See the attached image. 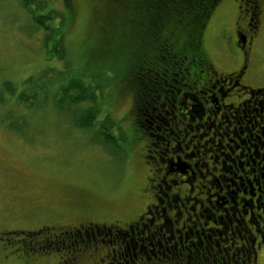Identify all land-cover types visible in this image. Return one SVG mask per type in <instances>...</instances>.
<instances>
[{
	"label": "rangeland",
	"instance_id": "1",
	"mask_svg": "<svg viewBox=\"0 0 264 264\" xmlns=\"http://www.w3.org/2000/svg\"><path fill=\"white\" fill-rule=\"evenodd\" d=\"M44 1L48 8L58 10L65 17L62 26L64 57L70 66L65 64L64 58L47 53L51 43L46 45L42 29L36 26L22 0H0V264H60V254L53 251L24 253L22 244L30 238L41 239L47 232L58 234L79 226L87 233H84L86 242L81 243L79 239L77 245H90L77 255L74 264H106L108 249L113 243L116 245V241L122 244L120 233L114 232L116 228H124L150 201L160 206L153 200V190L147 186V177H152L151 167L143 157L147 140L137 128L132 112L134 91L129 64L135 50L136 28L121 24L119 17L108 23L104 19L106 0ZM241 6L239 0H221L203 30V49L218 73L233 71L241 65L242 55L234 46V31L243 30L245 16H248L242 13ZM245 7L250 12L248 6ZM258 17V31L250 44V67L243 79L246 85L256 87L264 82V0H259ZM77 77L91 85L94 96L88 95V99L77 105H54V100L60 96L54 95L60 84ZM6 82L9 87L4 85ZM219 84L216 83L217 89ZM42 86H47L44 90L47 93L41 98ZM216 88L212 91L216 92ZM20 91L34 94V98L30 103L22 102L18 100ZM229 101L225 98L219 105ZM93 105L97 108L94 126H77L74 116ZM227 116L230 119L228 111L221 107L214 126L213 118H203L196 124L198 130L191 132L204 134L200 142H205V149L210 150L205 159L210 155L218 156L226 170L222 188L209 187L210 199L213 204H220L223 196L227 199L234 189L232 182L244 184L247 190L251 182L255 195L243 197L246 201L257 200L258 213L263 214L264 106H260L259 100H252L242 115L243 122L228 125ZM106 117L105 124H112L109 132L114 142L111 144H105L99 134ZM232 130L239 137H233ZM261 141L263 147L256 156L253 146H260ZM235 143L240 144L238 150L234 149ZM192 150L190 146L186 152ZM240 152L244 153L240 159L243 168L239 167ZM197 161V158L187 159L191 165ZM251 169L254 170L250 172ZM208 180L214 182L207 175L205 181H201L205 187ZM198 184L199 178H196L190 196L201 199V194H196ZM185 188V184L176 185L167 190V194L177 191L182 194ZM186 206H193L191 199ZM205 209V205L200 208L195 205L196 214L206 215ZM221 213L214 211L215 217ZM184 215L180 212L181 218ZM191 219H194L192 214ZM217 227L224 229V225ZM231 231H236L234 224L227 229L228 237ZM134 232L135 236L124 233L127 243L120 255L138 251L134 264H166L142 261L143 256L139 254L149 252L150 248L136 238L140 231ZM74 238H65L67 245ZM113 238L112 244L109 243Z\"/></svg>",
	"mask_w": 264,
	"mask_h": 264
},
{
	"label": "trees",
	"instance_id": "2",
	"mask_svg": "<svg viewBox=\"0 0 264 264\" xmlns=\"http://www.w3.org/2000/svg\"><path fill=\"white\" fill-rule=\"evenodd\" d=\"M220 1L106 0L104 19L108 23H112L116 17H119L121 24H128L131 29L136 28L135 50L129 64V75L134 91L132 112L137 128L145 135L146 147L149 146L151 149V152L145 155L148 156L147 161L152 166H155L157 154L162 156V151H165L164 145L171 137H183L185 134L186 137H192L194 134L191 132L198 127L196 124L199 121L192 120V117H197L193 106L186 109L187 120L182 118L177 120L173 115L179 113L178 103H184L183 97H179L178 94L191 91L193 84L196 86L206 84L209 73L214 70L201 41L203 30ZM239 1L248 6L253 15L258 14L259 0ZM22 5L32 15L36 26L42 29L46 45L51 43L47 53L60 59L64 58L65 64L70 66L71 63L64 57L62 26L65 17L63 14L56 9L48 8L44 0H22ZM29 6H33V9ZM4 85L10 86L8 82ZM45 89L47 86L40 87V90L44 92L39 94L41 98L46 96ZM56 94L60 95L58 100H54L56 106L61 103L77 105L86 100L88 95L94 96L91 85L79 77L71 78L66 84H60L54 95ZM18 95V100L26 103H30L34 98V94H28L25 91H20ZM91 101L95 103V100ZM180 108L182 111L185 110L181 106ZM96 114V106H88L79 115L74 116L75 124L79 127H93ZM105 120L107 117L103 120L102 127L104 128L102 132L99 131V134L102 135V141L105 144H111L114 142L109 132L112 124L110 122L105 124ZM149 135L155 137H147ZM165 180L167 184H170L171 176L166 177ZM161 192L160 189H156L155 197L159 196L164 199L160 197ZM139 217L143 216L140 214ZM125 231V227H117L114 231L120 233L122 244L119 245L117 241L116 245L112 244L114 238L109 240L113 247L108 249L109 261L106 264H134L136 262L138 251L127 256L120 255L122 249L126 248L123 246L127 243L124 240ZM84 233L87 231L85 232V229L79 226L67 231L62 230L58 234L51 235L47 232L41 239H32L30 237L33 236H30L28 237L30 239L22 244L25 245L22 250L24 253L53 251L60 254V264H74L77 255L84 250V247L88 248L90 245H77L79 239L81 243L86 242ZM69 237L76 238L67 245L68 241L65 238ZM164 263L181 264L173 257L165 259Z\"/></svg>",
	"mask_w": 264,
	"mask_h": 264
},
{
	"label": "flooded vegetation",
	"instance_id": "3",
	"mask_svg": "<svg viewBox=\"0 0 264 264\" xmlns=\"http://www.w3.org/2000/svg\"><path fill=\"white\" fill-rule=\"evenodd\" d=\"M241 10L242 13L245 12L248 15L245 16L243 30L235 29L234 31L236 38L234 46L242 55L241 65L227 73H218L214 69L209 73L206 84L200 86L193 84L190 88L191 91H184L181 95L184 103H178V109L180 110L179 113L173 115L175 119L187 120L188 112L186 109L193 106L197 117H192V120L197 119L199 121L203 118L210 120V118H213L212 125L214 126L218 111L222 107L228 111L231 120L227 116L225 121L228 125H231L232 122H243L242 115L245 114L247 106L250 107L252 100H259V104L263 108L264 82L256 87L246 85L243 80L247 76L250 67L248 65L251 51L250 44L252 43V37L258 31L260 18L258 14L253 15L251 11L249 12L244 4H242ZM216 83H220L218 89ZM222 84L225 85V88ZM214 88H216L215 93L212 91ZM233 91H236V93H233ZM225 98H229L230 101L220 106L219 101H223ZM180 106L185 110L182 111ZM212 125L207 128L208 131L211 130ZM196 130H198V127H196ZM242 132L243 130L240 129V133ZM231 134L233 137H239L235 130H232ZM203 135L186 137L185 134L183 137H171L164 145L165 151H162V156L157 154L155 166L147 161L148 156L145 154L151 152V149L149 146L146 147L143 156L144 162L151 167L149 169L152 175V177L146 179L147 186L153 190V200L157 201L160 206L154 201L146 204L140 213L143 217H139V214L125 224V234L134 233V229L140 231L137 232L136 238L142 240V243L147 244L150 248L149 252L139 254L143 256L142 261L144 262H165V259L173 257L181 264H264V225L260 224L261 222L264 223V211L263 214L258 213L260 206L257 204V200L253 202L249 198L246 201L243 197V195H255L252 183L248 182L249 190H247L244 184L236 185L232 182L234 189L229 193V197L226 199L223 196L222 203L215 202L213 204L210 199L212 195L208 192L209 187L216 186L221 189V182L224 181L223 171L226 170L221 166L218 156L212 157L210 155L207 160L205 159L206 153L210 150L205 149V142L204 144L200 142ZM226 135L228 136V134ZM213 137H215L214 134ZM220 137L223 136L220 135ZM193 138H195V143H192ZM243 144H245V141H243ZM190 146L193 150L187 153L186 150ZM262 147V141L260 146H253L256 156H259V150ZM239 148L240 144L235 143L234 149L238 150ZM247 149L250 150L248 147ZM243 155V152L238 155L239 167L241 168H243V163L240 159ZM188 158H197L199 161L191 165L187 162ZM222 163H224L223 160ZM217 164H220L218 168L216 167ZM245 164L247 165L248 162L246 161ZM252 170L254 169H251L250 172ZM227 171L230 172V170ZM207 175L211 176L214 182L206 181L208 186L205 187L201 181H205ZM169 176L172 180L170 184H167L165 179ZM196 178H199V184L196 185V194H201V199L190 196L194 190L193 181ZM181 184L186 185L184 191L182 190V194L178 191L170 195L167 194V190ZM156 189L162 191L163 198H166L165 203L164 199L159 198V196L155 197ZM172 196L174 198L170 200ZM190 199L193 206L188 208L186 203ZM162 204L165 205L162 206ZM196 204H198V208L205 205L207 214H196ZM224 204L227 205L229 210H227V207H223ZM182 211L185 213L184 218L180 217ZM214 211H221L222 213L215 217ZM191 214L194 219H191ZM224 217L226 220H224ZM207 224H210V226ZM233 224L236 231H231L230 237H228L226 234L227 229L231 228ZM222 225H224L223 230L217 227H222ZM143 234L145 236H142ZM2 245L4 246V244ZM142 247L145 248V246ZM155 248H157L156 251ZM160 248H163V250L161 251Z\"/></svg>",
	"mask_w": 264,
	"mask_h": 264
}]
</instances>
